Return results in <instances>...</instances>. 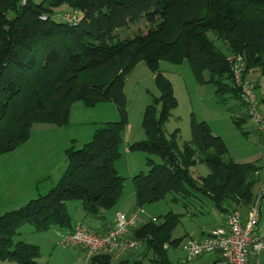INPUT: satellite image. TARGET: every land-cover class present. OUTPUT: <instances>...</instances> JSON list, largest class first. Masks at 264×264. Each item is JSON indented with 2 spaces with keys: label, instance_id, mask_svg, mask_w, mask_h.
Here are the masks:
<instances>
[{
  "label": "trees",
  "instance_id": "1",
  "mask_svg": "<svg viewBox=\"0 0 264 264\" xmlns=\"http://www.w3.org/2000/svg\"><path fill=\"white\" fill-rule=\"evenodd\" d=\"M62 5L78 12L75 25L53 19ZM140 18L148 24L145 32L112 41L117 29ZM230 56H241L242 79L254 68L264 73V0H0V154L27 141L33 123H66L75 101L89 106L112 101L118 112V119L97 127L89 141L65 149V168L46 192L0 214V261L38 264L39 245L14 236L25 223L37 232L72 229L69 201L80 202L84 218L96 219L116 204L125 180L115 167L127 121L123 86L139 61L154 73L159 95L144 111V138L129 145L147 154L149 167L132 176L136 206L173 193L185 206L205 197L220 213L239 209L244 215L261 178L255 171L261 172L264 162L224 160V140L193 117L190 139L181 145L178 128L164 133L177 100L160 61L187 60L198 83H210L217 97L229 94L247 107ZM247 117L246 111L233 119L240 123ZM197 162L209 172L195 178L191 168ZM180 216L169 211L148 218L131 227L127 238L144 244L153 263L173 264L167 249L186 238L172 237ZM127 250L134 249L121 251ZM114 253L97 252L85 264H143V254L114 263Z\"/></svg>",
  "mask_w": 264,
  "mask_h": 264
},
{
  "label": "rangeland",
  "instance_id": "2",
  "mask_svg": "<svg viewBox=\"0 0 264 264\" xmlns=\"http://www.w3.org/2000/svg\"><path fill=\"white\" fill-rule=\"evenodd\" d=\"M67 11V6L62 5L54 9L52 17L56 21H63L62 15ZM147 26V22L140 18L117 29L112 41L131 38L141 31L145 32ZM216 44L225 49L221 41H216ZM159 69L172 83L173 94L177 100V106L172 109L164 125L166 136L178 128L179 145L189 140L190 121L193 117L196 121L206 122L212 134L219 135L224 140L227 147L226 153L222 156L224 160L259 163L264 159V142L251 117L240 123H236L233 119V116L244 115L248 110L240 100L229 94H225L222 98L217 97L212 84L198 83L187 60L179 63L161 60ZM246 80L253 87L257 110L264 114V73L259 68H254L249 71ZM123 93L126 99L127 121L122 131L120 156L115 161V167L125 180L116 204L105 211L108 218H112L118 210L130 214L138 208L135 203L132 176L141 171L146 172L149 168L146 164L147 154L129 148L133 142L144 138L142 127L144 111L146 106L152 103V98L159 95L154 73L143 61H139L126 75ZM117 119V108L112 101H102L93 106L75 101L70 107L66 123H33L27 141L9 152L0 154V214L22 206L29 199L35 198L38 193L46 192L59 179L65 168V149L72 144L76 147L81 146L92 138L97 127ZM151 157L156 163L161 162L159 156L151 155ZM208 172L209 169L204 162H197L191 168V174L195 178L204 176ZM258 186L259 183L255 190ZM192 201L185 206L183 198L168 193L164 199L142 206L143 212L138 214L136 225L148 218L160 217L172 211L181 215L180 222L172 230V237L186 235L197 237L195 232L199 226L208 227L213 217L218 219L219 212L205 197L193 198ZM261 203L264 210V202ZM67 209L72 216V222L80 220L87 225L90 224L89 218H81L83 210L79 201L67 202ZM54 230L55 228H51L47 232H37L31 224L25 223L18 229L14 240L23 239L39 245L38 264H85L86 257L82 249L67 248L59 244ZM138 254H143V264H159L150 260L152 253L145 252L144 244L131 251L127 258L132 260ZM210 257L212 255L203 254L187 261L185 252L178 246H169L167 249V258L173 264H201ZM119 258L120 255L115 256L114 263ZM258 259L257 264H264L263 254L258 256ZM0 264L17 263L0 261Z\"/></svg>",
  "mask_w": 264,
  "mask_h": 264
},
{
  "label": "built area",
  "instance_id": "3",
  "mask_svg": "<svg viewBox=\"0 0 264 264\" xmlns=\"http://www.w3.org/2000/svg\"><path fill=\"white\" fill-rule=\"evenodd\" d=\"M65 22L75 25L78 19L76 10H68L62 15ZM233 80L240 87L241 99L247 104V112L262 136L264 142V114L257 110L253 87L242 79L244 63L241 56H230ZM259 186L255 190L253 199L248 205L245 217L239 209L228 211L224 214L225 225L212 229L203 238L188 236L178 247L185 252L186 259L192 260L205 253L217 252L222 264H257V254L264 248V235L256 234L259 220L260 203L264 198V164L261 172ZM142 208H137L130 214L122 211L115 213L113 225L106 231H97L85 224L76 223L72 229L57 230V241L64 247H78L84 255L97 252L114 253L125 249H135L140 245L137 239H128V230L136 226V220ZM154 219V217H152Z\"/></svg>",
  "mask_w": 264,
  "mask_h": 264
},
{
  "label": "crops",
  "instance_id": "4",
  "mask_svg": "<svg viewBox=\"0 0 264 264\" xmlns=\"http://www.w3.org/2000/svg\"><path fill=\"white\" fill-rule=\"evenodd\" d=\"M260 162L263 163L264 159L261 160ZM261 202H264V198H263V200ZM118 211H121V210H118ZM218 216H219L218 219L213 217V220H211L212 223L208 227L207 226L205 227L204 225L199 226V228L195 232L196 236L198 238H203L212 229H214L216 227H223L225 225L224 213H220L219 212ZM244 217H245V214H244ZM81 218L85 219L84 216H82ZM88 218H89V222H90V224L88 226L90 228H92V229H96L97 231L102 232V231H106L107 229H109L113 225V223L115 221V214H114V216L112 218H108L106 215H105L104 219H96V218H93V217H88ZM77 222L85 224L83 221H80V220L75 221L74 223H77ZM85 225H87V224H85ZM49 230H47V231H49ZM56 231H57V229L54 230L55 234H56ZM255 231H256V234L259 235V236H263L264 235V210L262 208V203L260 204L259 220H258V224L256 226ZM185 237H187V235ZM263 252H264V248L258 252L257 257L260 256L261 254L264 255ZM116 253L117 254H115V256L120 255V258L121 257L123 258L125 256H128V254H130L131 251H128V250L127 251H119V252H116ZM205 254H210V255H212V257H210V259H208L206 261H203L201 264H222L221 257L219 256V254L217 252H211V253H205ZM202 255H200V256H202Z\"/></svg>",
  "mask_w": 264,
  "mask_h": 264
}]
</instances>
